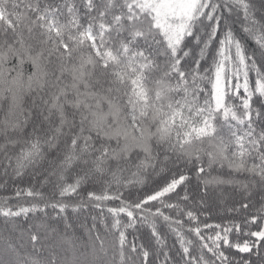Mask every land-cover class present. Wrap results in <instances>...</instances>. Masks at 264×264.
I'll list each match as a JSON object with an SVG mask.
<instances>
[{"label":"snow or ice","instance_id":"obj_1","mask_svg":"<svg viewBox=\"0 0 264 264\" xmlns=\"http://www.w3.org/2000/svg\"><path fill=\"white\" fill-rule=\"evenodd\" d=\"M0 102V264H264V0H0Z\"/></svg>","mask_w":264,"mask_h":264},{"label":"trees","instance_id":"obj_2","mask_svg":"<svg viewBox=\"0 0 264 264\" xmlns=\"http://www.w3.org/2000/svg\"><path fill=\"white\" fill-rule=\"evenodd\" d=\"M249 47H254V45H252L251 41L249 40ZM30 70V69H29ZM6 104L7 102H0V122L3 121V119L5 118V111H6ZM216 173H213V175H215ZM0 195H2V193H0Z\"/></svg>","mask_w":264,"mask_h":264}]
</instances>
